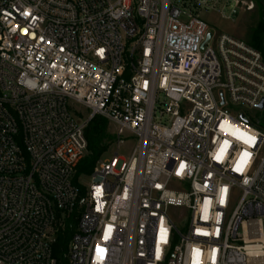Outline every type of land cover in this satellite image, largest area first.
<instances>
[{
  "label": "built area",
  "instance_id": "1",
  "mask_svg": "<svg viewBox=\"0 0 264 264\" xmlns=\"http://www.w3.org/2000/svg\"><path fill=\"white\" fill-rule=\"evenodd\" d=\"M207 1L0 0V264H264V131L238 109L264 57ZM95 116L117 151L87 186Z\"/></svg>",
  "mask_w": 264,
  "mask_h": 264
},
{
  "label": "rangeland",
  "instance_id": "2",
  "mask_svg": "<svg viewBox=\"0 0 264 264\" xmlns=\"http://www.w3.org/2000/svg\"><path fill=\"white\" fill-rule=\"evenodd\" d=\"M255 3L254 10H238L236 14L232 13L234 0H208L207 6L200 7L196 4H189V8L198 13L199 16L207 22L209 30L215 33V36L221 33L236 36L243 39L247 43L251 44L254 39L255 33L264 20V12L262 11L261 0H253ZM264 1V0H263ZM215 46V40L212 43ZM252 45V44H251ZM128 47L130 45H127ZM70 109L77 117L82 119L89 116L90 110L83 105L74 101L70 102ZM241 110L247 119L253 124L257 125L264 131V109L254 108H238ZM237 109V110H238ZM105 133L103 143L107 146V151L101 156V160H107L112 158L117 151L115 127L108 120H105ZM126 143L120 149V154L126 155L128 149L132 144L136 142L134 136L125 138ZM88 153V151H87ZM81 182H84L87 186L92 182L90 175L83 174L79 177Z\"/></svg>",
  "mask_w": 264,
  "mask_h": 264
},
{
  "label": "trees",
  "instance_id": "3",
  "mask_svg": "<svg viewBox=\"0 0 264 264\" xmlns=\"http://www.w3.org/2000/svg\"><path fill=\"white\" fill-rule=\"evenodd\" d=\"M261 2L262 11L264 12V1L261 0ZM251 44L259 50L264 57V20L261 22L258 31L255 33ZM105 120L106 119L103 117L95 116L89 121L88 126L86 127L85 136L88 142V153L77 167V173L75 176L76 181L83 174L91 175L99 160H101V156L107 151V146L103 143ZM70 235V231L66 232L65 235H59L54 246V256L58 258L61 263L64 262L62 251L66 250Z\"/></svg>",
  "mask_w": 264,
  "mask_h": 264
},
{
  "label": "water",
  "instance_id": "4",
  "mask_svg": "<svg viewBox=\"0 0 264 264\" xmlns=\"http://www.w3.org/2000/svg\"><path fill=\"white\" fill-rule=\"evenodd\" d=\"M211 37V33H208L207 35V40ZM259 109H264V100L262 103L259 105ZM243 119L245 118L244 116H241Z\"/></svg>",
  "mask_w": 264,
  "mask_h": 264
},
{
  "label": "snow or ice",
  "instance_id": "5",
  "mask_svg": "<svg viewBox=\"0 0 264 264\" xmlns=\"http://www.w3.org/2000/svg\"><path fill=\"white\" fill-rule=\"evenodd\" d=\"M99 251L102 253L103 252V250L102 249H99Z\"/></svg>",
  "mask_w": 264,
  "mask_h": 264
}]
</instances>
